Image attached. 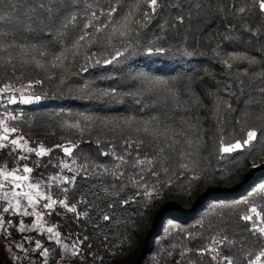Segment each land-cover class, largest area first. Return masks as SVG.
Wrapping results in <instances>:
<instances>
[{
  "label": "trees",
  "instance_id": "trees-1",
  "mask_svg": "<svg viewBox=\"0 0 264 264\" xmlns=\"http://www.w3.org/2000/svg\"><path fill=\"white\" fill-rule=\"evenodd\" d=\"M114 2L79 0L74 8L62 9L60 16L72 10L77 12L78 19L61 39L55 34V28L52 29L53 36L39 31L35 34L17 33L14 19H7L15 13L4 11L9 3L0 0V12L6 17L0 21V29L13 32L18 41L59 51L82 34L83 24L92 11H96L103 21L106 16L100 13H106ZM196 2L203 5L200 10L193 6V0H164V7L158 10L159 15L142 30L136 54L122 64L96 65L95 60L110 58L114 49L97 45L89 48L85 44L74 59L70 57L71 62H66V67H37L34 62L21 63L24 58L19 53H14L18 56L16 75L10 67H0V85L12 82L19 87L28 81H43L42 85H33L38 94H47L40 104L7 105V111L20 117L9 123L29 141L28 146L37 147L42 143L45 148L53 149L44 157L37 158L32 154L27 160L17 161V153L6 147L0 149V166L6 165L11 169L27 164L33 168L32 178L42 182L52 176H71L74 173L67 170L61 173L57 167L61 160L69 158L55 147L60 144L67 146L69 142L77 145L74 148L77 165L86 160L92 165L87 175H77L73 184L62 185L58 179L50 190L57 199L67 195L70 205L86 199L88 203L77 204V208L80 212L87 211L88 217L77 219L73 213L59 206L51 216L44 217L48 226L57 225V230L66 240L88 236L82 246L83 255L75 264H215L210 255L201 254V250L209 247L212 238L218 235H227L236 242L231 248L222 246L221 251L236 257L238 264H245L244 256L248 251L254 256L264 248V237L253 235L249 231V222L240 219L246 211L243 201L249 200L258 209L264 207V193L259 192L264 187V135L259 136L251 149L231 154L220 151L221 137L225 143H231L242 139L248 128L264 130V123L255 119L260 114L259 109L264 108V94L259 92L264 87V76L261 75L264 63L241 61L229 69L221 62L225 54L233 52L246 53L264 61V17L257 9L243 17L236 12L239 6L250 7L253 0ZM121 3L128 6L134 0H121ZM49 4L61 8L62 0H49ZM178 15L185 16L183 24L176 20ZM245 22L251 29L259 30L257 35L245 30ZM116 47L120 44L117 43ZM146 47H162L168 51L164 55L148 56L144 54ZM91 52L97 55L91 61L86 60L85 56ZM186 52L191 55H186ZM0 55L6 57V54ZM86 64L89 65L88 71L81 72V67ZM135 71L176 82L180 98L185 101L193 99L189 112L173 114L153 106L138 111V106L131 101L110 103L95 96L88 98L78 91L86 83L95 89H124L128 85L126 77ZM21 73L22 77L17 79ZM61 80L65 82L62 84ZM197 99L203 107L197 106ZM228 104L232 110L227 108ZM4 111L5 107L0 106V114ZM80 114L90 119L84 121ZM129 115H135L138 120L159 115L162 120L174 118L177 123L185 115L198 118L202 137L196 157L198 163L193 165L191 161H181L178 156L165 154L155 158L153 165L136 164L137 160L156 157V153L151 147V137L137 133L135 126L132 131L127 128L121 130L118 121ZM77 120L81 122L80 129L67 127ZM141 139L145 143L139 147L136 143L128 147L125 142ZM103 152L108 155H102ZM182 162L189 163V170L179 168ZM165 168L169 169L167 173ZM153 171L156 175H152ZM113 173L123 175L117 179ZM197 175L200 179L193 178ZM169 179L171 185L160 189V195L145 206L149 198L144 195V187L151 190V186L159 187ZM134 181H139V185ZM64 187H67V193L62 191ZM103 188H109L110 193L119 192L116 200L133 198L129 205H117L113 219L108 222L101 220L102 213L98 208L107 211V205L114 197L104 193ZM20 219L25 225L32 223V217L6 213V220L12 221L7 227L9 238L29 237L30 240L24 239L27 246L35 247V241L39 240L43 247L58 248L47 239L46 232H19ZM13 257L6 243L0 241V264H20ZM34 259L36 263L44 264L39 250H36ZM58 260L59 252L53 251L48 264H57ZM64 264H69V259ZM261 264H264V258Z\"/></svg>",
  "mask_w": 264,
  "mask_h": 264
},
{
  "label": "snow or ice",
  "instance_id": "snow-or-ice-1",
  "mask_svg": "<svg viewBox=\"0 0 264 264\" xmlns=\"http://www.w3.org/2000/svg\"><path fill=\"white\" fill-rule=\"evenodd\" d=\"M9 3V0H5ZM79 0H62L61 8H55L50 6L49 0H16V2H10L8 9L4 11H10L15 13V16H8V20L15 21L17 33L35 34L37 31L53 36L52 29H56V35L61 39L64 38L67 29L76 24L78 15L76 11L69 10L67 15L60 16L62 9H71L78 4ZM193 6L200 10L203 5L193 0ZM91 7V6H89ZM125 7L127 10L125 11ZM164 7V0H134L131 5H124L121 0H115V2L107 9L106 13L101 12L100 15L106 16V19L101 21L96 11H92L90 16L86 18L82 34L72 40L70 44H66L61 47L59 51H50L45 45L30 44L17 40L16 34L0 29V67H10L13 75H16V61L18 56L14 53H19L24 59L21 63L34 62L37 67H43L44 65H51L52 68L67 66L70 63V57L74 59L80 52V49L85 44L91 48L94 45L105 49H114L110 58H105L103 61L95 60L96 65L103 63L104 65H111L113 63L122 64L125 63L130 57L136 54V49L140 45V36L143 29L147 28L152 19L159 15L160 9ZM253 9H257L261 17H264V0H253L252 5L239 6L236 8V12L243 17L245 14L250 13ZM59 18V26L57 27V19ZM191 13H189V19ZM6 17L0 12V21H4ZM176 20L183 24L185 20L184 15H178ZM95 22V23H94ZM231 27H234L231 26ZM94 29V31H89ZM245 30L250 31L253 36L257 35V30L251 29L247 22H245ZM91 37V39H88ZM162 38V37H158ZM227 39V37H225ZM119 43L120 47H116ZM150 43V42H149ZM260 51V49H257ZM168 50L162 47H146L144 48V54L148 56L164 55ZM215 51V50H214ZM186 55L191 53L186 52ZM97 54L91 52L85 56L86 60L91 61ZM39 57V58H37ZM30 58V59H29ZM246 61L249 64H261L264 61L257 59L254 56H249L246 53H227L221 62L227 68L231 69L236 62ZM67 62V63H66ZM89 65L81 67V72H87ZM131 68V65H129ZM246 71V70H245ZM78 73H73L76 75ZM23 73L17 77L20 79ZM264 76V73L261 74ZM51 79V77H49ZM128 85L124 89L102 88L95 89L89 84H84L78 89L84 96L91 98L95 96L96 99L110 103L124 104L126 101H131L138 106V111H143L147 106H153L157 109L163 108L173 114L187 113L193 105V99L187 101L180 98V90L176 85V82L165 79L159 76H155L146 72H130L126 77ZM65 81L61 80L63 84ZM42 80L28 81L27 84H21L19 87L15 83L9 82L0 85V106L5 107L4 113L0 114V149L10 147V151L17 153L16 159L27 160L32 154L37 158L49 155L53 149L45 148L41 143L37 147H30L29 141L20 134L19 129L11 125L9 121L18 120L20 117L16 114L7 111V105H33L39 104L42 100L47 98V94H38L33 85H42ZM261 94H264V87L259 89ZM197 106L203 107L202 103L197 99L195 101ZM259 104V102H257ZM229 110H232L231 104L227 105ZM218 111V109H217ZM260 114L255 119L264 123V108L259 109ZM84 121H88L90 117L84 116ZM248 115V113H245ZM118 123H121V130L127 128L129 131L134 130L137 133H143L151 137V147L156 153V157L146 158L143 160H137L136 164L153 165L154 159L160 155H174L178 156L181 161H191L193 165L198 163L196 157H198L199 146L202 140L200 136V125L198 118L184 116L179 123L173 118L172 120L165 121L160 118L159 115H153L148 120H138L135 115H129L122 117ZM237 123H240L237 120ZM70 129H80L81 122L79 120L67 124ZM264 135V130L258 128H248L244 131L242 139H236L234 142L225 143L223 137L220 139V151L225 154H231L237 151H243L251 149L254 143L259 140V136ZM128 147H132L133 143L137 144V147L143 145L145 141L143 139L137 141H125ZM56 148H60L64 155L68 157V160H61L57 167L60 168L61 173L67 170L73 175L52 176L48 181L42 182L41 180H35L32 178L31 173L33 168L27 164L17 166L9 169L6 165L0 166V213H14L24 217H34V220L30 226L25 225L23 219L19 220L18 231L23 233L25 231L36 230L40 234L45 232L48 234L47 239L52 241L58 246L56 250L43 247L39 240L35 241V250H39V254L43 257L44 264H48V258L53 254V251L59 252V260L57 264H64L66 259H69V264H75V261L83 255L82 246L89 238L84 236L80 238L75 237L72 240H66L62 237V234L57 230V225L47 226V221L44 217L51 216L57 206L66 209L75 215L77 219L88 217V212L78 211L77 204L85 203L86 199H81L77 204L70 205L67 200V195L61 199L54 198L51 194V188L54 183L59 179L62 185L73 184L76 176L81 173L87 175L88 170L92 165L86 160L84 163L77 165V160L74 156V148L77 145L69 142L67 146L60 144L56 145ZM25 153L21 155L20 153ZM102 155H108L107 152L101 153ZM122 161L123 157H119ZM73 165H77L76 168ZM253 167H257L253 164ZM181 170H189V163L182 162L179 164ZM107 171V170H106ZM165 173L169 171L168 168L164 169ZM117 179L123 175V173H113ZM152 175H156L153 171ZM194 179H200V176H194ZM143 176L141 175V180ZM139 185V181H134ZM172 183L169 179L166 183H162L157 187L151 186V190L148 186L144 187V195L149 198L146 202L150 203L152 198H156L160 195V189L166 186H170ZM27 189V190H25ZM123 189H121L122 191ZM67 193V187L62 189ZM103 192L110 194L114 199L108 203L107 211L103 209L98 210L102 213L101 220L104 222L111 221L113 219L114 210L119 205L120 207L129 205L133 198L126 197L116 200L115 197H119V192L110 193L109 188H103ZM260 193H264V187L259 189ZM139 195V193H137ZM246 206V211L240 216V219L249 222V231L253 235L264 237V207L259 208L257 205L251 203L249 200L243 201ZM58 214V213H57ZM12 221H6L3 215H0V231L7 232L6 225H10ZM98 227V226H97ZM191 236V233L188 234ZM25 240H30L29 237H25ZM235 241L230 240L227 235H218L213 237L209 247L202 249L201 254H209L212 261L215 264H238L237 258L231 254H223L221 247L231 248L235 245ZM15 247L20 251L27 254L28 249L24 248L23 244H16ZM91 248V245H88ZM26 258V256H25ZM264 258V248H262L257 254L253 256L251 251H248L244 256L245 264H261V260ZM14 260H19L20 257H13Z\"/></svg>",
  "mask_w": 264,
  "mask_h": 264
},
{
  "label": "built area",
  "instance_id": "built-area-1",
  "mask_svg": "<svg viewBox=\"0 0 264 264\" xmlns=\"http://www.w3.org/2000/svg\"><path fill=\"white\" fill-rule=\"evenodd\" d=\"M0 204H2V202H0ZM0 215H3L2 213H0ZM4 217V215H3ZM0 240L4 241L7 245V248L10 251H18V257H20V260L22 261L21 264H37L34 260L33 254H34V250L33 249H28L29 251L27 252V254H25L24 252H21L19 249H17L15 247V243H12V240L9 239L8 234L4 231H0ZM26 256V258H25Z\"/></svg>",
  "mask_w": 264,
  "mask_h": 264
},
{
  "label": "rangeland",
  "instance_id": "rangeland-1",
  "mask_svg": "<svg viewBox=\"0 0 264 264\" xmlns=\"http://www.w3.org/2000/svg\"><path fill=\"white\" fill-rule=\"evenodd\" d=\"M42 102V101H41ZM40 102V103H41ZM39 103V104H40ZM33 105H38V104H33ZM25 190H27V189H25ZM3 215H4V219L6 220V213H2ZM33 220H34V217H32V222H33ZM7 221V220H6ZM32 224V223H31ZM31 224H29L28 226H30ZM48 226V225H47ZM8 227V225H6V228ZM26 232V231H25ZM27 232H31V231H27ZM7 234H8V237H9V230H8V228H7V232H6ZM10 240H12V243L14 242H16L15 244H23L24 245V248H26V249H35V247H30V246H27L26 245V242H25V240L24 239H22V238H13V239H11V238H9ZM0 241H2V240H0ZM27 241V240H26ZM4 242V241H3ZM5 243V242H4ZM10 251V250H9ZM22 252V251H21ZM35 252H36V250L34 251V254H33V257H34V255H35ZM12 253V252H11ZM12 255H13V253H12ZM14 257H16L15 255H13ZM35 260V259H34ZM19 261V263L21 264L22 263V261L19 259L18 260ZM36 262V261H35ZM38 264V263H37Z\"/></svg>",
  "mask_w": 264,
  "mask_h": 264
},
{
  "label": "bare ground",
  "instance_id": "bare-ground-1",
  "mask_svg": "<svg viewBox=\"0 0 264 264\" xmlns=\"http://www.w3.org/2000/svg\"><path fill=\"white\" fill-rule=\"evenodd\" d=\"M13 253V255H15L16 257H18V251H10Z\"/></svg>",
  "mask_w": 264,
  "mask_h": 264
}]
</instances>
